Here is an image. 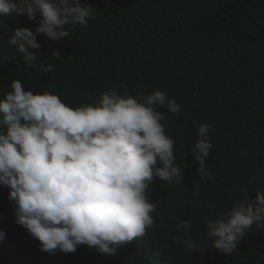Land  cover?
<instances>
[{"label": "trees", "instance_id": "1", "mask_svg": "<svg viewBox=\"0 0 264 264\" xmlns=\"http://www.w3.org/2000/svg\"><path fill=\"white\" fill-rule=\"evenodd\" d=\"M95 19L67 26L70 36H37L41 61L23 63L0 28V98L12 80L25 89L56 94L70 107L98 103L102 94L141 97L166 91L181 108H157L175 141L184 182L155 179L149 189L154 228L103 255L80 245L75 252L43 251L16 224L9 189L0 185V264H264V231L253 226L231 254L210 245L205 220L222 218L237 200L264 191V0H80ZM27 15L0 16L10 29H35ZM62 55L55 60L53 51ZM40 65H43L41 67ZM51 65V71H45ZM212 143L201 179L192 149L201 124ZM180 221L191 229L178 227ZM180 237L177 239V237ZM191 238L200 250L182 241ZM209 244V245H208ZM205 245H208L204 247ZM204 247V248H203Z\"/></svg>", "mask_w": 264, "mask_h": 264}, {"label": "clouds", "instance_id": "2", "mask_svg": "<svg viewBox=\"0 0 264 264\" xmlns=\"http://www.w3.org/2000/svg\"><path fill=\"white\" fill-rule=\"evenodd\" d=\"M93 9L80 0H0V16L39 18L34 31L13 29L7 39L29 67L41 61L33 51L41 47L38 35L52 41L69 37L67 26H87L95 19ZM52 55L56 60L62 54L54 50ZM51 70V65L45 68ZM164 107L181 112L177 101L159 89L141 97L110 90L98 103L73 108L56 94L34 92L22 79L12 80L0 98V185L8 187L14 202V222L48 253H71L86 245L114 255L118 247L143 237L155 226L151 214L157 205L149 196L153 181L185 179L175 141L161 123L165 116L157 110ZM209 131V124L199 126L192 149L201 179L211 178ZM204 223L210 245L233 253L253 226L264 231V191L249 198L244 189V199L222 218ZM178 227L190 230L191 223L180 221ZM182 242L193 252L200 250L191 238Z\"/></svg>", "mask_w": 264, "mask_h": 264}, {"label": "rangeland", "instance_id": "3", "mask_svg": "<svg viewBox=\"0 0 264 264\" xmlns=\"http://www.w3.org/2000/svg\"><path fill=\"white\" fill-rule=\"evenodd\" d=\"M0 28L3 29V30H5L6 33H7L9 36H11V34H12V30H13V29L8 28L7 26H5V25L2 24V23H0Z\"/></svg>", "mask_w": 264, "mask_h": 264}]
</instances>
